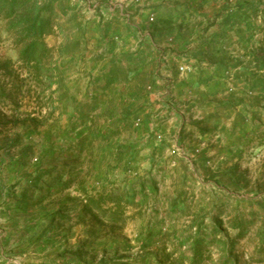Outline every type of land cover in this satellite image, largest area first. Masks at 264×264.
I'll list each match as a JSON object with an SVG mask.
<instances>
[{"label": "crops", "instance_id": "1", "mask_svg": "<svg viewBox=\"0 0 264 264\" xmlns=\"http://www.w3.org/2000/svg\"><path fill=\"white\" fill-rule=\"evenodd\" d=\"M54 16L44 42L55 52L53 111L65 139L47 151L72 158L51 166L70 169L53 181H68L70 196L86 201L112 198L101 204L108 218L121 215L118 223L110 221L111 229L129 228L134 239L83 241L79 232L73 235L78 227L65 230L56 222L62 201L46 205L70 191L58 188L35 201L33 210L14 212V223L2 208L0 257L7 248L23 264H171L160 250L173 252L188 238L177 241L185 227L159 219L178 211L172 205L181 200L175 182L182 168L194 189L195 167L204 168V161L221 182L224 168L231 171L261 148L264 0H58ZM162 167L170 176L165 189ZM43 173L38 170V179ZM1 185L5 203L13 194ZM161 200L166 207L160 211ZM249 258L236 259L251 264Z\"/></svg>", "mask_w": 264, "mask_h": 264}, {"label": "rangeland", "instance_id": "2", "mask_svg": "<svg viewBox=\"0 0 264 264\" xmlns=\"http://www.w3.org/2000/svg\"><path fill=\"white\" fill-rule=\"evenodd\" d=\"M56 1L58 0H31L29 2V6L36 4L42 7L47 4L51 7L53 16L51 30L56 24L54 16ZM112 9L115 10L114 7ZM122 14L124 15L125 12ZM15 23L14 19H5L0 16V66L8 64L9 68L7 74L0 71V86H5V91L9 95V98L5 101H0V185L2 184L1 187L3 186L6 192L13 194L9 201L5 203L1 201L2 196H0V224H2L1 220L5 219L4 216L1 217L3 207L6 208L7 214L13 215L14 219L18 217L14 212L20 211V213H23L25 212L24 208H28V206L29 209L33 210V203L42 198L41 196L44 194L49 196L51 191L54 190L55 192L58 188H63L62 191L69 189L70 191L65 194L62 193L61 199L51 200L49 197L46 203L47 206L50 205L51 208L49 209H52V207L61 204L62 201V213L59 214L60 216L58 215L57 224L62 222L65 230L78 227L79 230L74 231L73 235L79 232L78 236L83 241L85 239L93 242L112 240L115 243L133 241V233L130 232L129 228L125 231L111 229L109 224L111 218H108L107 210L101 208V211H97L95 214L97 219L93 218L92 215L89 218L83 210V201H86V199L70 196L74 193L71 188L72 184L68 181H53L54 178L63 176L70 169L56 172L54 168L50 169L51 166H63L69 163L72 158L70 155H67L68 157L63 156V154H66L65 152L59 154L47 151V147L51 143L56 142L57 139H62V141L65 139V133L60 127L62 125H59L53 111L56 109L54 105L56 103L54 101L56 87H53L56 77L54 75L56 71L53 67L55 52L54 49H49V61L46 62V71H53L47 75L49 81L42 80L37 83L33 72L27 70L18 59V53L22 48V45L17 43L19 30L9 31L11 30L10 25ZM49 43L54 46L53 40ZM71 127H74V125ZM71 127L68 128V131ZM45 132H48L47 137L44 136ZM259 143L261 148L257 151L255 149L252 152H247L242 156L243 160L238 167L233 168L231 171L230 167L224 168L221 182L220 180L214 181L211 178L210 172L213 165L211 167L209 161H204L203 167L205 169L195 167L197 180H195V188L191 189L187 185L189 180L185 178L188 176L186 173L188 170L183 167L184 177L177 178L175 182V187L181 196L177 206L178 211L171 213L168 210L163 212L167 215L160 214V223L169 225L170 221H175L185 227L182 234L177 237L178 240L185 236H187L186 238H194L196 231L192 230L190 234L188 231L191 226L202 220L203 225L200 234L208 241L213 264H220L226 252L218 245L222 242L227 243V246L234 244L235 253L232 258L233 261L236 260L237 264H243L236 259L240 258L241 255L251 256V259L249 258L251 264H264V246L261 245L260 241L261 230L264 227L263 137L260 138ZM41 144H43V147H41ZM256 144L257 141L252 147H255ZM65 160L68 162H64ZM39 169H43V179H38L40 177L36 176ZM159 169L164 174L162 177L167 181L164 185L160 183L161 189L163 187L165 189L169 187L170 176L167 173L169 169L163 167ZM35 176L34 183L32 182L29 185L27 182ZM198 178H201L202 181H198ZM196 182H198V185ZM23 194L25 195L23 196ZM59 199L60 201H58ZM162 201L159 203L160 211L166 207L162 204ZM110 202V200L105 199L102 204ZM148 217L150 218V216L146 218ZM127 218L129 219V217ZM15 220L11 222L14 223ZM131 221L132 219L128 220V224ZM3 236L4 234L2 239ZM93 242H90V244ZM143 249H145L144 246L139 250L142 251ZM3 250L0 264H23L19 262V257L16 256L17 251L12 255V253L7 252V248ZM131 250H135V248ZM179 254L189 257L190 253L187 246L182 247ZM70 256V251H68L66 256L63 257L70 259ZM64 264H70V261H66Z\"/></svg>", "mask_w": 264, "mask_h": 264}, {"label": "trees", "instance_id": "3", "mask_svg": "<svg viewBox=\"0 0 264 264\" xmlns=\"http://www.w3.org/2000/svg\"><path fill=\"white\" fill-rule=\"evenodd\" d=\"M30 1L0 0V16L16 21L15 24L10 25L11 30L9 31L19 30L17 43L21 44L22 48L18 53V59L27 70L33 72L35 80L39 83L42 80L49 81L47 75L53 72L52 70L46 71V62L49 61L50 50L44 42V38L52 33L53 16L49 5L45 4L39 7L36 4H31L29 6ZM7 70H9L8 64L0 66V71H3L5 74H7ZM7 98H9V95L5 91V86H0V101H5ZM107 199L113 201L112 198ZM102 202L101 198L98 200H88L83 210L86 213H92L93 210L99 212L101 211ZM178 205L179 203H174L172 209H175ZM93 218L97 219V216L93 215ZM110 221L118 223L121 221V215L114 216ZM202 225L203 221L200 220L197 224L191 226L188 233L190 234L192 230H195L196 234L194 238H188L185 242L179 243L173 252L167 253L168 248L164 246L159 252L160 255L164 256V260H170L171 264H213L208 248V241L201 237L200 234ZM220 227L222 226L220 225ZM260 236L261 245L264 246V227L261 230ZM186 245H190L189 257L179 254L180 249ZM218 245L222 250L225 249L226 251L220 264H237V262H233L231 259V255L234 253V244L227 246V243L222 242L218 243Z\"/></svg>", "mask_w": 264, "mask_h": 264}, {"label": "built area", "instance_id": "4", "mask_svg": "<svg viewBox=\"0 0 264 264\" xmlns=\"http://www.w3.org/2000/svg\"><path fill=\"white\" fill-rule=\"evenodd\" d=\"M122 15H123V14H122ZM179 72H180V73H184V72H186V68H184V67H180V68H179Z\"/></svg>", "mask_w": 264, "mask_h": 264}]
</instances>
